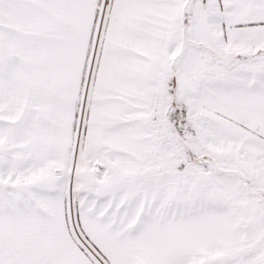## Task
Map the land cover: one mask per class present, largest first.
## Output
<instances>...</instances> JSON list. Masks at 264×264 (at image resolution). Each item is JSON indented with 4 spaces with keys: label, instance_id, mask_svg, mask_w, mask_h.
<instances>
[{
    "label": "snow or ice",
    "instance_id": "1",
    "mask_svg": "<svg viewBox=\"0 0 264 264\" xmlns=\"http://www.w3.org/2000/svg\"><path fill=\"white\" fill-rule=\"evenodd\" d=\"M0 264H264V0H0Z\"/></svg>",
    "mask_w": 264,
    "mask_h": 264
}]
</instances>
